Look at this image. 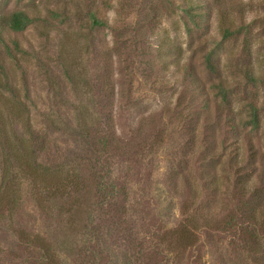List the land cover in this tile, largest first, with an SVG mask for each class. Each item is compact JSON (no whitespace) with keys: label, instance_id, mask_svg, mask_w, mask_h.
I'll return each mask as SVG.
<instances>
[{"label":"rangeland","instance_id":"1","mask_svg":"<svg viewBox=\"0 0 264 264\" xmlns=\"http://www.w3.org/2000/svg\"><path fill=\"white\" fill-rule=\"evenodd\" d=\"M0 264H264V0H0Z\"/></svg>","mask_w":264,"mask_h":264},{"label":"trees","instance_id":"2","mask_svg":"<svg viewBox=\"0 0 264 264\" xmlns=\"http://www.w3.org/2000/svg\"><path fill=\"white\" fill-rule=\"evenodd\" d=\"M93 22L95 23L96 26H103V22L99 21L98 19H96L95 17H93ZM7 26L12 30V31H18L21 30L24 26H25V22H24V16L22 13H13L8 17V22H7ZM225 34H229L228 30L224 31V36ZM206 65H207V69L211 72H213L215 70V65L213 64V62L211 61L210 57L207 56L206 57ZM258 80L256 77L254 78L253 73L251 72V80ZM258 117L256 116V111L252 110L251 112V127L256 129L258 126ZM101 149L106 151L105 149H111L110 148V144H109V140L107 138H105L104 136L100 137V142H99ZM242 188H244L242 186ZM244 189L240 190V196H245L244 194ZM246 207H250L249 204L246 205ZM253 211V209L251 208V212ZM251 215V214H250ZM252 216V215H251ZM252 219V217H251ZM252 221V220H251ZM253 237V235H251Z\"/></svg>","mask_w":264,"mask_h":264}]
</instances>
